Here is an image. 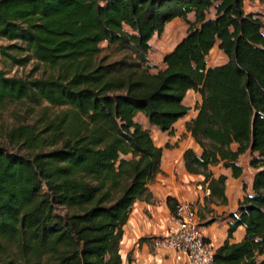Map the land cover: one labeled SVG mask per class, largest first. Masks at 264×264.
Wrapping results in <instances>:
<instances>
[{
	"label": "trees",
	"instance_id": "obj_1",
	"mask_svg": "<svg viewBox=\"0 0 264 264\" xmlns=\"http://www.w3.org/2000/svg\"><path fill=\"white\" fill-rule=\"evenodd\" d=\"M244 1L0 0V62L48 70L30 78L0 68V106L61 107L42 106L3 131L0 264H120L122 226L162 154L134 117L171 134L189 89L200 99L184 128L199 151H183L187 172L225 202V176L209 167L238 177L248 151L254 170L213 264H264V21ZM174 18L184 35L158 69L149 40ZM102 42L122 54L98 56ZM214 46L226 60L207 66ZM237 226L244 234L230 242Z\"/></svg>",
	"mask_w": 264,
	"mask_h": 264
},
{
	"label": "crops",
	"instance_id": "obj_2",
	"mask_svg": "<svg viewBox=\"0 0 264 264\" xmlns=\"http://www.w3.org/2000/svg\"><path fill=\"white\" fill-rule=\"evenodd\" d=\"M253 1L245 0L243 2L245 12H256L253 8L245 7V3ZM187 18L192 20L193 14H187ZM173 21H175V25L177 22L182 23V33L175 40L174 45L184 35L186 26L179 18H174L170 22ZM178 31L175 27V35ZM225 60V55L214 46L209 50L206 65H218ZM163 67L162 62L157 65L158 69ZM199 99V95L194 91L189 89L185 92L182 102L189 107V110L187 114L173 123L171 134L161 132L147 124L141 113H137L134 117L137 122L150 131L153 143L162 147V154L159 161V172L147 183V197L142 196L133 202L127 220L122 226V236L119 241L120 264H123L124 261L127 264V260H129V264H177L170 255L153 249L151 242L154 237L163 236L168 232L169 214L177 200L194 203L198 225L205 240L214 250L226 239L228 215L235 211L237 202L243 194L250 191L254 170L248 166V151L237 158V164L242 169L238 177H232L230 169L224 168L221 164L209 167L214 176L219 174L225 176L223 187L225 202H220L216 197H210L209 191L202 188L199 183L202 177L189 173L185 169L183 151L187 148L193 149L196 153L199 151L198 146L184 128V123L194 116L193 106L199 102ZM165 144H168V147H165ZM232 147L234 148L235 145L233 144ZM243 185H245L244 189ZM243 234V227L237 226L229 241L238 242Z\"/></svg>",
	"mask_w": 264,
	"mask_h": 264
},
{
	"label": "rangeland",
	"instance_id": "obj_3",
	"mask_svg": "<svg viewBox=\"0 0 264 264\" xmlns=\"http://www.w3.org/2000/svg\"><path fill=\"white\" fill-rule=\"evenodd\" d=\"M245 7L253 8L256 12L262 15V19L264 21V0H254L250 3H245ZM175 27L176 30H179L177 35H175ZM166 28V29H165ZM182 23L177 22L175 25V21L165 24L163 32L157 36L153 35L149 40L150 50L148 52V61L155 65H159L161 63L162 55L168 51L175 40H177L182 31ZM169 30V31H168ZM170 32V34H168ZM6 42L0 39V44H5ZM101 50L98 56L108 55L110 59L117 58L122 54V50H117L114 47H106L105 42L99 44ZM0 68L8 76H16V77H37L42 75L44 72L48 70L41 64H38L37 67L34 65L33 61H29L24 66H16L10 65L9 63L0 62ZM27 101L23 102H5L2 106H0V145H5V140L3 138V131L9 126L16 123L17 118L26 119L27 122H31L33 116L36 111L42 107H47L48 113H56L61 107H52L49 106L46 102H41L40 105L32 104L34 107L28 109ZM188 113V112H187ZM125 264V261L124 263Z\"/></svg>",
	"mask_w": 264,
	"mask_h": 264
},
{
	"label": "built area",
	"instance_id": "obj_4",
	"mask_svg": "<svg viewBox=\"0 0 264 264\" xmlns=\"http://www.w3.org/2000/svg\"><path fill=\"white\" fill-rule=\"evenodd\" d=\"M168 221V232L152 239L153 249L170 255L177 264H213L214 250L198 225L193 202L175 201Z\"/></svg>",
	"mask_w": 264,
	"mask_h": 264
}]
</instances>
